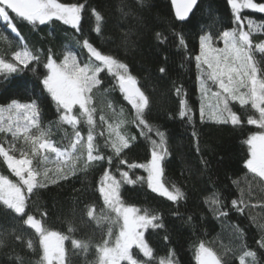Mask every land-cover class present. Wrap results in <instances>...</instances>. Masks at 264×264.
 I'll return each instance as SVG.
<instances>
[{"label": "trees", "instance_id": "1", "mask_svg": "<svg viewBox=\"0 0 264 264\" xmlns=\"http://www.w3.org/2000/svg\"><path fill=\"white\" fill-rule=\"evenodd\" d=\"M61 2L86 3L88 10L82 13L81 21L84 36L102 54H110L128 65L130 74L137 80V86L150 99L151 111L145 110L147 122L153 129L159 128L165 133L163 147L167 155L162 182L169 191L179 188L184 193L182 200L173 203L153 193L147 186L148 175L143 169L129 170L126 165L119 166L120 170L129 171L133 179L137 176L144 178L142 183L122 184L121 199L129 206L140 208L142 213H155L163 222L162 228L149 229L145 233V238L153 248L152 264H160V261L166 264L168 261L172 264H198L196 256L201 245L227 259L229 264H240L244 249L256 252L254 264H264V249L257 243L264 232V180L245 167L246 161L251 158V147L246 141L251 135L264 131L249 125L247 120L249 117L257 119L259 114L251 104L241 106L233 102L230 107L240 116V125L217 124L207 119V116L205 122L200 119L201 103L206 106L215 103L211 98L213 104L209 103L208 98L202 100L199 91L197 77L200 73L195 61V56L200 52L199 38L201 35H210L215 47H224L222 32L238 28L227 0H200L190 18L183 23L176 20L170 0H143V3L139 0ZM92 8L101 16L100 21L96 20ZM241 16L247 31L248 20L253 22V43L264 42V14L244 9ZM15 22L21 37L12 33L0 20V59L16 63L15 53L27 50L40 60L39 63L32 61L29 65V68H36L35 73L28 70L0 73V108L5 109L0 119L5 124L10 117L13 121L19 119L7 111V104L11 100L26 103L39 96V123L46 133L44 139L70 152L71 158L67 155L58 158L55 153L46 151L33 157L30 142H25L22 136L13 141L11 133H0V146L7 150L14 144L15 150L9 154L17 159L21 157L23 149L27 153L26 158L32 159V167L41 172L38 181L43 180L44 170H48L49 177L55 174L57 168L65 172L75 170V174L69 175L67 180L47 183L46 187L34 189L32 194L25 190L28 197L26 215L32 214L49 231L68 237L64 240L66 264H99L101 253L98 248L106 239L110 244L114 242L122 223H111V220L116 219V214L104 204L99 192L100 182L105 171L120 179L119 171L115 160L111 166L107 164V159L87 161L89 126L84 117H80L77 125L83 140L81 145H77V151L72 152L70 143L74 130L71 125L59 120V113L48 94L45 92L40 95L42 86L38 79L47 73L44 64L49 54L58 64L68 52L75 55L78 62H87L89 55L82 47L83 37L60 21L36 26L18 19ZM157 34H160V39H157ZM181 36L185 41L183 46L179 44ZM255 55L264 69V60H261L259 53ZM161 67H165L166 76L160 73ZM100 76L103 78L102 84L90 94V107L95 109L94 143L97 150L105 158L112 155L111 149L105 147V142L115 138L114 129L136 138L131 150H125L130 162L146 163L151 155V140L155 139L159 143L160 138L155 131L148 132L147 129L144 131L148 138L141 135L134 119L135 109L119 90L118 81L107 70ZM17 81H30L38 87L35 91L31 84L28 89L16 88L14 85ZM208 83L212 91H218L215 85L210 81ZM177 87L182 88L181 95L176 94ZM212 91L209 92L210 97H213ZM181 99L193 109L192 123L188 122L187 117L179 116ZM73 114H79L78 106L73 109ZM101 116L104 122H101ZM194 128L198 133L196 137L192 134ZM33 134H37V129H30L29 135ZM44 156L48 159L41 163ZM77 156L79 159H75ZM85 164L89 166L85 168ZM0 176L19 183V178L2 156ZM233 200L243 201L239 205L244 209L243 213L235 210ZM89 211L93 213L91 217ZM220 212H226L227 215L221 216ZM26 215L16 216L13 221L6 206L0 203V232L4 233L0 237L3 239L0 264H37L41 260L43 248L39 244L40 237L34 229L23 223ZM236 228L243 232L242 241L236 238ZM109 229L111 238L108 236ZM73 240L81 241L87 247H74ZM29 241L33 244L32 248L27 246ZM230 249H235V253ZM17 255L22 258L21 261L16 259ZM139 258L145 259L142 254ZM245 260L246 264H253L251 257Z\"/></svg>", "mask_w": 264, "mask_h": 264}, {"label": "snow or ice", "instance_id": "2", "mask_svg": "<svg viewBox=\"0 0 264 264\" xmlns=\"http://www.w3.org/2000/svg\"><path fill=\"white\" fill-rule=\"evenodd\" d=\"M139 2L143 3V0H139ZM227 3L232 10L234 22L238 25V28L222 32L221 38L224 47H215L213 37L210 35H201L199 38L200 52L195 56V61L200 73L197 80L202 100L206 99L208 93L212 91L209 81L218 88V91H212V96L215 98L214 105L206 106L201 103L199 109L200 119L201 122H205L207 116V119L217 124L230 123L237 126L242 123V120L230 107V103L238 102L241 106L251 104V107L258 112L259 117L258 119L249 117L247 123L264 129V69L260 67V61L256 59L255 55L259 53L261 60H264V42L253 43L251 39L253 22L248 20L249 31H245L242 23L244 18L241 16V11L244 9L264 14V2H257V0H227ZM172 4L176 18L183 22L188 20L193 10L197 8L198 0H172ZM87 10L86 3H63L61 0H0V20L17 37H21L15 22L17 19L26 21L33 26L50 25L54 21H60L81 33L83 37L82 47L87 50L89 55L87 62H78L77 57L68 52L64 55L63 61L58 64L53 56L49 54L44 64L47 73L42 78H38L39 84L42 86L40 95L46 92L57 113H59V120L72 126L74 130L70 143L72 152L77 151V145H81L83 140L77 125L80 123V117H84L89 126L86 143L87 161L90 163L107 159L109 166L113 165L114 160L116 162L120 179H117L109 171H105L100 182L99 192L104 204L116 214V219L111 220V223L121 221L122 223L114 242L110 244L109 240L106 239L98 248L101 253V264H152L154 258L153 248L145 238V233L149 229L162 228L164 226L163 222L155 213L148 211L142 213L140 208L129 206L121 199L120 188L122 184L142 183L144 178L137 176L133 179L130 177L129 171L120 170L119 166L126 165L129 170L143 169L148 173V188L153 193L166 197L167 200L173 203L182 200L184 193L179 188H176L175 191H169L161 182L167 155L166 149L163 148L165 133L160 131L159 128L153 129L147 122L145 110L149 113L151 111L150 99L137 86V80L130 74L128 65L120 62L110 54H102L84 36L81 21L82 13ZM91 11L96 20L100 21L101 16L99 13L94 8ZM97 31H99L98 28ZM157 39H160V34H157ZM184 43V38L181 36L179 44L183 46ZM14 60L16 63L0 59V73L11 74L25 70L35 73L36 68H29V65L32 61L39 63L40 58L25 50L16 52ZM20 65L23 67H20ZM105 70L115 77L124 98L135 109L134 119L137 127L141 130V135L147 139V133L144 131L147 129L148 132L155 131V134L160 138L159 143L155 139L151 140V155L146 163L130 162L125 150H131L132 142L136 138L121 134L114 129L115 138H109L105 142V147L111 149L112 155L105 158L97 150V145L94 143L95 121L93 112L95 109L90 107L92 100L90 94L93 93V89L102 84L103 78L100 74ZM159 71L163 76L167 75L165 67H161ZM30 84L35 91L38 86L30 81H17L14 87L28 89ZM182 91V88H176L177 95H181ZM39 98V96H36L35 99L26 103H21L16 99L11 100L7 104V111L14 113L19 119L13 121L10 117L7 124L0 119V133H11L13 141L22 136L25 142H30L33 157L37 153L46 151L55 153L58 158L66 155L71 158L70 152H65L50 140L44 139L46 133L40 128L39 123L41 116L40 107L37 103ZM180 104L179 116L181 118L187 117L188 122L192 123L191 113L193 109L188 106L184 99L180 100ZM77 106L79 109L78 115L73 114V109ZM4 111V108H0V114ZM100 120L104 122V117L101 116ZM14 123L15 126H13ZM111 127L109 125L110 129ZM31 128L37 129V134L29 135ZM192 134L193 137L198 135L195 128ZM246 142L251 147V158L246 161L245 167L259 176L261 180H264V131L251 135ZM14 150V144L7 150L5 147L0 146V156L4 158L13 174L19 178L17 184L4 176H0V203L6 206V210L10 213L13 221H15L16 216L24 217L26 215L28 197L25 195V190L28 194H32L34 189L46 187L47 183L55 184L60 180H67L69 175L75 174L74 169L65 172L63 169L57 168L55 174L49 177L48 170H44L42 173L43 180L38 181L37 177L41 175V172L32 167V159L26 158L27 153L23 149H21V157L17 159L9 154L10 151ZM94 152L96 154H93ZM47 159L48 157L44 156L40 162L42 163ZM75 159H79V157L77 156ZM204 163L207 162L204 161ZM88 166L89 164H85V168ZM242 203L243 201H232L235 210L241 213L244 211L239 206ZM219 214L221 216L227 215L226 212H220ZM88 215L91 217L93 215L92 211H89ZM104 219L110 218L104 217ZM23 223L34 229L40 237L39 244L43 248V256L37 264H53L54 261L57 264H63V241L68 237L49 231L43 226L41 220L35 218L32 214H27ZM234 231L236 238L242 241V230L236 228ZM3 236L4 233L0 232V237ZM108 236L109 238L112 236L111 229L108 231ZM165 238L167 239V237ZM53 240L55 241L54 244L52 243ZM72 243L77 248L87 247L81 241L73 240ZM257 243L261 249H264V232L261 233V238ZM0 246H3L2 238H0ZM27 246L29 248L33 247L31 241L28 242ZM229 251L235 253L236 250L230 249ZM140 254L145 259H140ZM246 257H251L253 264L257 260L256 252L244 249L242 255H240V264H246ZM16 259L18 261L22 260L19 255L16 256ZM196 259L198 264H229L227 259L218 256L204 245L200 246ZM160 264H166V262L160 261ZM167 264H172V262L168 261Z\"/></svg>", "mask_w": 264, "mask_h": 264}, {"label": "rangeland", "instance_id": "3", "mask_svg": "<svg viewBox=\"0 0 264 264\" xmlns=\"http://www.w3.org/2000/svg\"><path fill=\"white\" fill-rule=\"evenodd\" d=\"M242 23H243V22H242ZM244 27H246V24L243 23V28H244ZM244 30L247 31L245 28H244ZM209 95H210V94L208 93L207 96H209ZM207 98H208L210 104H213L212 101H211V99H212L213 102L215 103V98H214V97H210V96H209V97H207ZM210 98H211V99H210ZM257 119H258V118H257ZM163 148H164V147H163ZM147 175H148V173H147ZM161 182H162V175H161ZM162 183H163V182H162ZM25 195H26V194H25ZM52 243L54 244L55 241L53 240ZM63 247H64V262H63V264H66V263H65V243H64V241H63ZM53 264H57V262L54 261ZM99 264H101V262H100Z\"/></svg>", "mask_w": 264, "mask_h": 264}, {"label": "water", "instance_id": "4", "mask_svg": "<svg viewBox=\"0 0 264 264\" xmlns=\"http://www.w3.org/2000/svg\"><path fill=\"white\" fill-rule=\"evenodd\" d=\"M199 1H200V0H198V2H199ZM170 2H171V5H172L173 14H174V16H175V18H176L175 10H174L173 4H172V0H170ZM194 10H195V9H194ZM194 10H193V12H194ZM191 15H192V14H190V16H191ZM190 16H189V18H190ZM189 18H188V19H189ZM176 20H177L178 22H180V23H183V22H186V21H187V20H186V21H183V22H182V21H179L177 18H176Z\"/></svg>", "mask_w": 264, "mask_h": 264}]
</instances>
